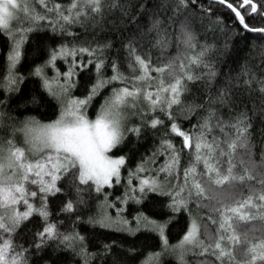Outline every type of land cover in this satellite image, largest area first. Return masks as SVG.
Listing matches in <instances>:
<instances>
[{"label":"snow or ice","instance_id":"1","mask_svg":"<svg viewBox=\"0 0 264 264\" xmlns=\"http://www.w3.org/2000/svg\"><path fill=\"white\" fill-rule=\"evenodd\" d=\"M0 264H264V0H0Z\"/></svg>","mask_w":264,"mask_h":264},{"label":"trees","instance_id":"2","mask_svg":"<svg viewBox=\"0 0 264 264\" xmlns=\"http://www.w3.org/2000/svg\"><path fill=\"white\" fill-rule=\"evenodd\" d=\"M60 64H63V61H60ZM90 115L94 116L95 115V109H92L90 112ZM130 143V142H129ZM145 145H141L140 146V151L144 150ZM129 150V145L125 144L122 145L121 147L115 149V150H111L110 154H119L120 151H124L127 152ZM139 153H133V157L132 159H130L127 162V166L123 167L122 171L123 173L126 175L127 174V169L128 167H133L135 162H136V158H138ZM160 159H163V157L161 156ZM114 188L117 186H113ZM123 190V185L121 184L118 188L117 192H114L113 195L118 194L119 191ZM105 191H111V189H109L107 186H105ZM102 198V196H101ZM109 211L115 215V209H109ZM125 211L127 212L128 209L126 208ZM167 214V213H166ZM162 218V217H161ZM180 223H183L185 217L184 216H180L179 218ZM133 224L135 223L134 221L132 222ZM104 234L107 235L109 238H115V239H124L128 236L127 233H118L115 229H108V230H104ZM180 234H182L180 232V228H179V224H174L172 226V229L170 230V242L174 243L177 239H179ZM136 241L139 243H146L149 246H159V238L158 236H156L155 234L151 235V236H145L143 230H141V232L136 236ZM139 243L137 246H139ZM154 250V247H153ZM166 259H172L174 260L175 258H168L166 257Z\"/></svg>","mask_w":264,"mask_h":264}]
</instances>
